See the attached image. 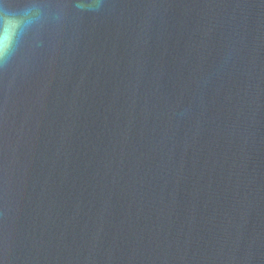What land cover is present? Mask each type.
I'll return each instance as SVG.
<instances>
[{"label": "water", "instance_id": "water-1", "mask_svg": "<svg viewBox=\"0 0 264 264\" xmlns=\"http://www.w3.org/2000/svg\"><path fill=\"white\" fill-rule=\"evenodd\" d=\"M0 264H264V0H0Z\"/></svg>", "mask_w": 264, "mask_h": 264}, {"label": "clouds", "instance_id": "clouds-1", "mask_svg": "<svg viewBox=\"0 0 264 264\" xmlns=\"http://www.w3.org/2000/svg\"><path fill=\"white\" fill-rule=\"evenodd\" d=\"M5 27L8 32H11V30L15 27V21L13 20L5 21Z\"/></svg>", "mask_w": 264, "mask_h": 264}]
</instances>
